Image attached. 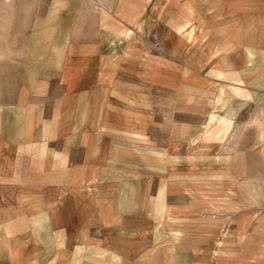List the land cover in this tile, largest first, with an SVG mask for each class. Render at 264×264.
Masks as SVG:
<instances>
[{"label":"rangeland","instance_id":"1","mask_svg":"<svg viewBox=\"0 0 264 264\" xmlns=\"http://www.w3.org/2000/svg\"><path fill=\"white\" fill-rule=\"evenodd\" d=\"M98 2L0 0V264H264V0Z\"/></svg>","mask_w":264,"mask_h":264},{"label":"crops","instance_id":"2","mask_svg":"<svg viewBox=\"0 0 264 264\" xmlns=\"http://www.w3.org/2000/svg\"><path fill=\"white\" fill-rule=\"evenodd\" d=\"M7 1H9V0H7ZM85 1H88V0H85ZM95 1L98 2L99 0H95ZM97 5L100 7V9H101V8L103 9V11H101V14L104 15V16L110 13V11H111L110 9H111V8L113 9V11H112L113 14H120V13H121V12H120V9H121V8L119 9V11L116 12L115 9H114L113 7H111V4H109V3H104V2H103V3H100V2H98ZM34 9H35V8H34ZM68 9H69V8H62V7H61V8H56L57 11H53V12H54V14H56V15L72 14L71 12H69L71 9H70L69 11H67ZM65 10H66V11H65ZM188 10H189V13L193 15V9H192L191 7L188 6ZM31 14H32V15H34V14H39V12L37 13V12H35V11H34V12L32 11ZM49 14H52V11H49ZM121 14H122V13H121ZM4 136H5V137H4V139H5L4 142H5V143H6V141H7V142H10V141L8 140V136H9V128H5V127H4ZM16 141H17V140H16ZM16 141H14V144H16V143H20L19 141H17V142H16ZM14 149H17V147L13 148V150H14ZM18 153H19V152H18ZM9 154H10V153H8V151H4V161L6 160V162H7V159H9ZM18 159H19V156H18ZM7 163H8V162H7ZM16 234H17V235H16V238H19V236H18L19 233H16ZM31 238H32V237H31ZM29 243H30V242H29ZM25 244L28 245V243H25ZM16 250H17V252L20 251V250H22V251H20V255H24V254H25V255H30V253L32 252L33 249H32V250H31V249H30V250H27V248H22V249H21V248H17V247H16ZM21 252H22V253H21ZM38 252L40 253V251H38ZM16 256H17V255H16Z\"/></svg>","mask_w":264,"mask_h":264}]
</instances>
